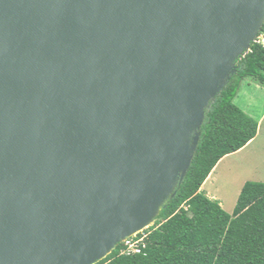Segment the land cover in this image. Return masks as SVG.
Returning <instances> with one entry per match:
<instances>
[{
	"label": "water",
	"instance_id": "water-1",
	"mask_svg": "<svg viewBox=\"0 0 264 264\" xmlns=\"http://www.w3.org/2000/svg\"><path fill=\"white\" fill-rule=\"evenodd\" d=\"M263 23L264 0H0V264L147 229Z\"/></svg>",
	"mask_w": 264,
	"mask_h": 264
},
{
	"label": "trees",
	"instance_id": "trees-1",
	"mask_svg": "<svg viewBox=\"0 0 264 264\" xmlns=\"http://www.w3.org/2000/svg\"><path fill=\"white\" fill-rule=\"evenodd\" d=\"M232 73L204 110L189 167L175 195L144 231L145 246L139 254H126L119 244L96 264H264V184L245 183L231 215L201 192L216 165L257 135V121L234 100L246 80L264 86V45L252 42Z\"/></svg>",
	"mask_w": 264,
	"mask_h": 264
},
{
	"label": "rangeland",
	"instance_id": "rangeland-1",
	"mask_svg": "<svg viewBox=\"0 0 264 264\" xmlns=\"http://www.w3.org/2000/svg\"><path fill=\"white\" fill-rule=\"evenodd\" d=\"M241 84V92L237 93L239 98L250 95L253 101L242 107L246 115L257 120L264 112V87H257L250 80ZM247 182L264 184V120L253 144L241 153L221 160L203 183L201 192L210 200L218 201L222 210L231 215L241 188Z\"/></svg>",
	"mask_w": 264,
	"mask_h": 264
},
{
	"label": "built area",
	"instance_id": "built-area-1",
	"mask_svg": "<svg viewBox=\"0 0 264 264\" xmlns=\"http://www.w3.org/2000/svg\"><path fill=\"white\" fill-rule=\"evenodd\" d=\"M254 42H258L260 44L264 45V34H260ZM145 238V235L142 234L141 237L135 238L131 237L123 242L124 250L121 251V253L126 254H139L141 251V247L143 248L145 245L143 243V240Z\"/></svg>",
	"mask_w": 264,
	"mask_h": 264
},
{
	"label": "crops",
	"instance_id": "crops-1",
	"mask_svg": "<svg viewBox=\"0 0 264 264\" xmlns=\"http://www.w3.org/2000/svg\"><path fill=\"white\" fill-rule=\"evenodd\" d=\"M257 87H260L259 85H257V84H255ZM262 87H264V86H262ZM241 89H242V84H241V86H240V89H239V91L241 92ZM238 91V92H239ZM263 92H264V89L262 90ZM238 97V98H237ZM236 102H239V104H236ZM234 104L240 109V110H242L244 113H245V111H244V109H243V107H246L247 105H249V104H253V101H252V98H251V96L250 95H247L246 97H244V98H239V96H238V94L236 95V98H235V100H234ZM243 106V107H242ZM246 114V113H245ZM252 118V117H251ZM263 120H264V112L262 113V115H260V117H258V119L256 120L257 121V123H258V129H259V131H260V126L262 125V123H263ZM257 134H258V131H257ZM257 136V135H256ZM253 144V141H251L245 148H248L250 145H252ZM245 148H243L242 150H240V151H238V152H236V153H234V154H232V155H229V156H226L225 158H223L222 160H224V159H226V158H230L231 156H235V155H237V154H239V153H241ZM209 177H210V175H209Z\"/></svg>",
	"mask_w": 264,
	"mask_h": 264
},
{
	"label": "bare ground",
	"instance_id": "bare-ground-1",
	"mask_svg": "<svg viewBox=\"0 0 264 264\" xmlns=\"http://www.w3.org/2000/svg\"><path fill=\"white\" fill-rule=\"evenodd\" d=\"M191 137H192V131L187 132V134L183 137L182 142L184 145H189L190 141H191ZM171 190V189H170ZM170 190L168 191V193L166 194V196L169 194ZM165 198V197H164ZM164 198L158 203V205L152 210L151 212V217H154L155 214H157V212L159 211ZM138 233V232H137ZM136 232L133 233L131 236H135L137 234ZM123 240V239H122ZM124 241V240H123Z\"/></svg>",
	"mask_w": 264,
	"mask_h": 264
},
{
	"label": "clouds",
	"instance_id": "clouds-1",
	"mask_svg": "<svg viewBox=\"0 0 264 264\" xmlns=\"http://www.w3.org/2000/svg\"><path fill=\"white\" fill-rule=\"evenodd\" d=\"M263 25H264V23H263ZM263 25H262V26H263ZM260 30H261V29H260ZM260 34H261V33H260V31H259V33L256 35L255 39H256ZM255 39L253 40V42L255 41ZM153 224H154V222H153L150 226H152ZM150 226H149V227H150ZM149 227H148V228H149ZM148 228H147V229H148ZM145 230H146V229H145ZM145 230L139 232L138 234H136L135 236H132V237L139 238V237H141L142 234L145 235V233H144ZM129 238H131V237H129ZM129 238H127V239H129ZM145 238H146V235H145ZM127 239H126V240H127ZM124 241H125V240H124ZM143 241H144V240H143ZM120 244H123V242L120 243ZM144 245H145V244H144Z\"/></svg>",
	"mask_w": 264,
	"mask_h": 264
}]
</instances>
